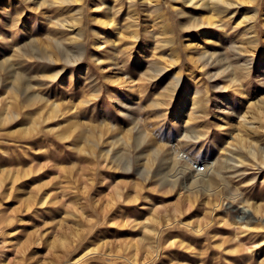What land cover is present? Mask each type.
I'll use <instances>...</instances> for the list:
<instances>
[{"label":"rangeland","instance_id":"374dc122","mask_svg":"<svg viewBox=\"0 0 264 264\" xmlns=\"http://www.w3.org/2000/svg\"><path fill=\"white\" fill-rule=\"evenodd\" d=\"M0 264H264V0H0Z\"/></svg>","mask_w":264,"mask_h":264},{"label":"built area","instance_id":"2783aa9c","mask_svg":"<svg viewBox=\"0 0 264 264\" xmlns=\"http://www.w3.org/2000/svg\"><path fill=\"white\" fill-rule=\"evenodd\" d=\"M181 154L186 158L190 160V163L193 167H195L197 170L199 171H203L206 168L205 164H202L200 161L195 160L191 157L190 154L186 153L185 151L183 152V150H181Z\"/></svg>","mask_w":264,"mask_h":264},{"label":"bare ground","instance_id":"6f19581e","mask_svg":"<svg viewBox=\"0 0 264 264\" xmlns=\"http://www.w3.org/2000/svg\"><path fill=\"white\" fill-rule=\"evenodd\" d=\"M182 157H183V156H182ZM183 158H184V157H183ZM195 169H196V168H195ZM196 170H197V169H196ZM206 172H207V171L204 172V171H199V170H198V174H203V173H206ZM206 181H207V183H209V184L211 183V180H210V179H207Z\"/></svg>","mask_w":264,"mask_h":264}]
</instances>
